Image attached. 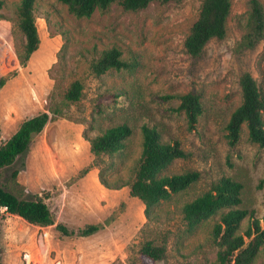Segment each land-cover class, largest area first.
<instances>
[{
  "label": "rangeland",
  "instance_id": "rangeland-1",
  "mask_svg": "<svg viewBox=\"0 0 264 264\" xmlns=\"http://www.w3.org/2000/svg\"><path fill=\"white\" fill-rule=\"evenodd\" d=\"M0 9V144L20 122L39 111L59 109L24 157L0 169V186L22 198L40 196L54 215V224L37 226L0 209V257L3 264L50 263L57 251L71 264H218L210 230L218 215L186 232L181 207L209 189L222 176L243 184L239 207L264 215V148L249 140L242 125L234 147L227 144L225 125L241 102L239 77L249 72L264 95V39L239 49L247 18V0H231L223 39L209 40L201 54L189 55L184 39L198 15L201 0L161 3L152 0L138 11L118 5L77 18L59 0H35L38 48L25 65L19 62L24 36L18 27L20 0H3ZM264 5V0H261ZM118 47L125 59H135L133 72L108 71L96 77L89 63L103 50ZM84 87L80 99L65 104L72 81ZM194 92L203 113L188 130L178 99L165 94ZM264 118V115H263ZM126 123L132 129L123 152L110 161L97 158L110 183H129L142 149L140 126H155L164 141L178 139L187 153L165 173L198 171L199 179L157 206L148 221L142 202L129 194V185L106 188L85 135ZM17 170L16 174H13ZM262 183V185H261ZM243 220V227L248 223ZM56 223L73 230L61 236ZM86 224L100 229L79 236ZM153 239L165 254L150 261L138 252ZM62 255V254H61ZM69 262L68 260H65ZM57 264V263H55ZM253 264H264V248Z\"/></svg>",
  "mask_w": 264,
  "mask_h": 264
},
{
  "label": "trees",
  "instance_id": "trees-1",
  "mask_svg": "<svg viewBox=\"0 0 264 264\" xmlns=\"http://www.w3.org/2000/svg\"><path fill=\"white\" fill-rule=\"evenodd\" d=\"M67 10L77 18H88L95 10L104 12L116 4L125 11H138L145 8L152 0H59ZM161 3L180 0H159ZM35 0H20L17 6L18 27L24 36L22 52L18 54L19 62L25 65L31 54L38 48L39 35L34 15ZM4 1L0 0V9ZM231 10V0H201L197 18L192 23L184 39V48L191 56H198L206 43L215 38L223 39L226 35V23ZM243 34L238 44L239 49L252 48L264 39V5L261 0H247V18L243 25ZM135 59H125L118 47L103 50L93 58L89 67L99 77L114 70L133 72ZM5 79H0V87ZM241 102L231 112L225 125V138L230 147H234L242 132V125L247 127L249 140L264 148V95L256 80L249 72L239 77ZM84 84L74 80L64 92V102L75 103L82 94ZM163 100L178 99L174 109L183 112L188 130L196 128V123L203 113L200 96L194 92L165 94ZM59 109L42 110L23 119L17 129L0 144V169L13 166L22 159L35 136L42 133L51 120V114ZM142 149L133 169L134 177L129 183L119 181L116 185L109 182L104 175L97 158L107 157L110 161L120 155L132 134L126 123L116 124L101 130L93 137L85 135L90 143V151L99 167V181L106 188H119L129 185V194L138 198L144 205V216L148 221L157 218V206L171 198L173 194L190 187L199 179L195 170L182 173H165L174 160L185 158L187 153L178 139L164 141L161 132L155 126L146 123L140 126ZM17 170L13 174H16ZM262 185V183H261ZM243 184L230 176H222L212 183L208 190L186 201L181 207L185 231L192 232L202 222L218 215L210 230V240L217 247L218 264H253L264 248V215L259 218L252 211L239 207L242 202ZM264 203V192H263ZM4 213L15 215L25 222L37 226L53 225L54 215L47 203L40 196L22 198L0 186V209ZM248 223L243 227V220ZM1 219V215H0ZM56 230L61 236H73L75 232L64 224L56 223ZM99 224H86L78 229L79 236H89L100 229ZM138 252L150 261H158L165 254L164 244H157L153 239L140 243ZM0 264H3L0 257Z\"/></svg>",
  "mask_w": 264,
  "mask_h": 264
},
{
  "label": "crops",
  "instance_id": "crops-1",
  "mask_svg": "<svg viewBox=\"0 0 264 264\" xmlns=\"http://www.w3.org/2000/svg\"><path fill=\"white\" fill-rule=\"evenodd\" d=\"M62 254V255H61ZM64 256V254H63V252L62 251H57V253H56V256H55V258L53 259V260H51L50 261V263H45V264H55V263H57V264H71L72 262L69 260V255H68V259L66 258V259H64L63 260V257ZM65 260H68L69 262H67V261H65Z\"/></svg>",
  "mask_w": 264,
  "mask_h": 264
}]
</instances>
